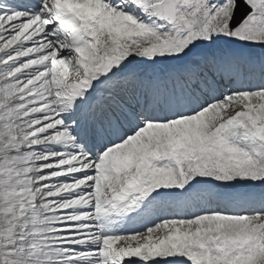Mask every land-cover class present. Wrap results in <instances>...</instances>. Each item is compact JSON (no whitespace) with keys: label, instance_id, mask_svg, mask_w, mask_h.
Instances as JSON below:
<instances>
[{"label":"snow or ice","instance_id":"1","mask_svg":"<svg viewBox=\"0 0 264 264\" xmlns=\"http://www.w3.org/2000/svg\"><path fill=\"white\" fill-rule=\"evenodd\" d=\"M257 46L264 0H0V264H264Z\"/></svg>","mask_w":264,"mask_h":264},{"label":"bare ground","instance_id":"2","mask_svg":"<svg viewBox=\"0 0 264 264\" xmlns=\"http://www.w3.org/2000/svg\"><path fill=\"white\" fill-rule=\"evenodd\" d=\"M259 47V46H258ZM245 52H248V53H250V54H252V55H254V56H257V57H259V56H261V55H259V51L258 50H256V48H245V49H243ZM264 50V49H263ZM263 55H264V53H263ZM140 66H142L143 68H146L147 66H146V64H143V65H140ZM240 185V186H239ZM246 186H249V185H244V187H243V184H237V186H236V190H245L246 189ZM255 191H259L258 190V188H256V189H254ZM131 229H136V230H142L141 229V227H140V225H137V226H135L134 228H131Z\"/></svg>","mask_w":264,"mask_h":264},{"label":"rangeland","instance_id":"3","mask_svg":"<svg viewBox=\"0 0 264 264\" xmlns=\"http://www.w3.org/2000/svg\"><path fill=\"white\" fill-rule=\"evenodd\" d=\"M254 48H256V50L259 51V55H263V53H264V50H263V49H264V48H260V47H258V46H257V47H254ZM142 65H143V64H142ZM157 65H163V64H157ZM146 66H147V67H148V66L151 67V66H153V65H147V64H146ZM140 67H142V66H140ZM236 186H237V185H235L234 188H236ZM239 186H240V185H239ZM243 187H244V185H243Z\"/></svg>","mask_w":264,"mask_h":264},{"label":"water","instance_id":"4","mask_svg":"<svg viewBox=\"0 0 264 264\" xmlns=\"http://www.w3.org/2000/svg\"><path fill=\"white\" fill-rule=\"evenodd\" d=\"M237 14L239 15V9H238V12H237Z\"/></svg>","mask_w":264,"mask_h":264}]
</instances>
